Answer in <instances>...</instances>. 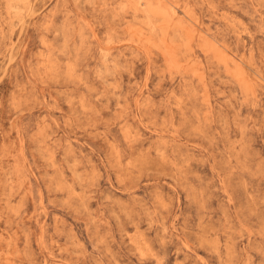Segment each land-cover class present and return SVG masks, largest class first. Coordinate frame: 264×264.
I'll use <instances>...</instances> for the list:
<instances>
[{
  "label": "rangeland",
  "instance_id": "1",
  "mask_svg": "<svg viewBox=\"0 0 264 264\" xmlns=\"http://www.w3.org/2000/svg\"><path fill=\"white\" fill-rule=\"evenodd\" d=\"M0 264H264V0H0Z\"/></svg>",
  "mask_w": 264,
  "mask_h": 264
}]
</instances>
